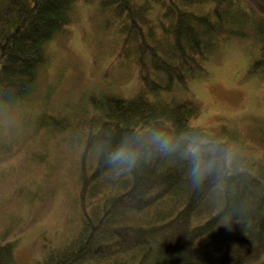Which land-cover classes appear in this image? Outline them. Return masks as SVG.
I'll use <instances>...</instances> for the list:
<instances>
[{"label":"trees","instance_id":"obj_1","mask_svg":"<svg viewBox=\"0 0 264 264\" xmlns=\"http://www.w3.org/2000/svg\"><path fill=\"white\" fill-rule=\"evenodd\" d=\"M76 1L0 0V107L35 90L46 46L68 29ZM97 1L119 21V59L135 67L139 85L35 121L63 139L70 132L82 149L83 227L62 254L85 255L87 264H264V163L232 159L231 137L192 125L200 105L189 90L226 43L250 34L259 45L251 71L264 80V0L252 2L257 8L248 0ZM1 139L0 127L3 152ZM122 149L136 154L130 168L108 163ZM58 255L36 264L59 263ZM0 264H17L14 241L0 240Z\"/></svg>","mask_w":264,"mask_h":264},{"label":"rangeland","instance_id":"obj_2","mask_svg":"<svg viewBox=\"0 0 264 264\" xmlns=\"http://www.w3.org/2000/svg\"><path fill=\"white\" fill-rule=\"evenodd\" d=\"M248 1L257 8L256 0ZM73 15L68 29L47 44L50 59L35 90L0 107L6 146L0 152V240L16 242L17 264H36L46 249L65 247L83 214L77 201L82 149L70 132L63 139L65 133L35 126L37 118L72 113L102 91L133 95L139 85L135 67L119 59L122 35L112 12L97 0H77ZM251 35L226 43L208 61V74L189 82L200 105L190 123L225 133L233 139L232 159L259 165L264 163V80L251 71L259 46Z\"/></svg>","mask_w":264,"mask_h":264},{"label":"bare ground","instance_id":"obj_3","mask_svg":"<svg viewBox=\"0 0 264 264\" xmlns=\"http://www.w3.org/2000/svg\"><path fill=\"white\" fill-rule=\"evenodd\" d=\"M26 97H27V95L25 97H23L21 100H24ZM88 105H89V101H86V102L81 103L79 105V107L84 110V109H87ZM146 163L147 164L151 163V160L149 159V161H146ZM82 227H83V215H82V220L80 221V226H79V228H78L76 233H79L81 231ZM71 236L72 235L70 234L67 237L68 238L67 239L68 243L65 246H69L72 243ZM145 241H146V243L150 242V240H147V239ZM45 248H46V246H45ZM62 248L63 247L60 248L59 246L50 247V248L46 249V251H45L46 252V256H48V257H51L52 255L54 256V253L57 252L60 255H58L56 258H61L59 260V263H61V264H87L88 257H86L85 255H83L81 257H78V258H75L74 257L75 254H66V253L62 254L63 253V249ZM15 249H16V242H15ZM15 257H16V254H15ZM107 257H109V253L105 252L104 258H107ZM43 258H41L40 261H42ZM16 262H17V260H16ZM59 263H54V264H59Z\"/></svg>","mask_w":264,"mask_h":264},{"label":"clouds","instance_id":"obj_4","mask_svg":"<svg viewBox=\"0 0 264 264\" xmlns=\"http://www.w3.org/2000/svg\"><path fill=\"white\" fill-rule=\"evenodd\" d=\"M156 140H161V137L157 136ZM168 147V141L166 140H161V148H167ZM199 147L198 146H190L189 151L195 155L197 152H199ZM136 161V154L131 151L127 150H120L117 151L116 153L112 154L109 157L108 163L110 165H117V166H126V167H131L134 165ZM196 169H194V172Z\"/></svg>","mask_w":264,"mask_h":264}]
</instances>
